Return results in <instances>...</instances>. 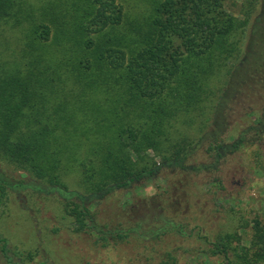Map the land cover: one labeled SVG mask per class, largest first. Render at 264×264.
Listing matches in <instances>:
<instances>
[{
    "label": "trees",
    "instance_id": "trees-1",
    "mask_svg": "<svg viewBox=\"0 0 264 264\" xmlns=\"http://www.w3.org/2000/svg\"><path fill=\"white\" fill-rule=\"evenodd\" d=\"M230 1L150 0L131 20L117 0H72L52 28L47 3L0 0V162L65 190L64 228L90 251L81 264H264V222L221 199L234 151L253 140L237 126L212 135L242 68L264 69V0L232 3L236 15ZM75 166L81 194L62 183ZM155 172L162 191L122 203ZM10 188L0 179V215ZM59 230L47 224L41 238ZM33 252L14 254L31 264Z\"/></svg>",
    "mask_w": 264,
    "mask_h": 264
},
{
    "label": "rangeland",
    "instance_id": "rangeland-1",
    "mask_svg": "<svg viewBox=\"0 0 264 264\" xmlns=\"http://www.w3.org/2000/svg\"><path fill=\"white\" fill-rule=\"evenodd\" d=\"M28 1L36 7H41L44 2L51 7V16L48 15L46 22L53 28L55 25H52L50 20L57 22L60 13L66 16L72 0ZM149 1L117 0L123 12L131 20L141 19L147 13ZM241 1L231 0L228 3L229 10L235 15L238 8L236 6ZM262 70L259 72L252 62L246 65V68H242L241 81L237 84L236 91L232 89L228 95L223 96L219 104L221 107L218 106L215 112L216 124L212 127V135L215 137L222 132H230L232 127L237 126L236 130L245 132V139L253 140V146L247 143L234 151L236 154L231 158L226 169V188L227 192L232 194L222 193L221 196L223 201L233 203L250 225L255 218L264 222V171L257 166L259 161L264 164V71ZM255 110L258 111L256 112L258 117L251 115ZM227 143L231 146L233 142L229 140ZM258 153L260 158L257 157ZM174 165L179 164H171L166 168L172 170ZM160 167L161 165H157V168ZM158 175L157 172L152 175L144 174L123 189L122 203L131 206L136 197H153L162 191L164 181ZM19 176L20 173L15 172L12 167L0 162V179L10 185L12 192L6 211L4 209L3 214L0 215V236L7 240L6 253L0 250V264H21L14 253L19 251L26 255L33 249L38 252L37 254L33 252L35 260L31 264H81V255L90 251L88 245L82 242L81 236L72 233L68 227V229L64 228L67 225L66 221L62 220L63 213L58 201L66 200L65 190L41 185L26 174L19 178L25 184L19 185L15 180V177ZM80 177V172L75 166L63 175L62 183L68 191H77L81 194ZM39 206L42 208L37 213ZM47 224L49 227L58 226L60 230L57 234H50L49 238L42 239V232ZM248 235H251L250 227L244 238ZM181 263L224 264L221 258L204 256L185 257Z\"/></svg>",
    "mask_w": 264,
    "mask_h": 264
}]
</instances>
